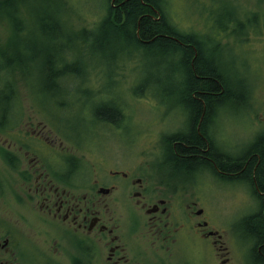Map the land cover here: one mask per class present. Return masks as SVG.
Listing matches in <instances>:
<instances>
[{
	"label": "rangeland",
	"instance_id": "obj_1",
	"mask_svg": "<svg viewBox=\"0 0 264 264\" xmlns=\"http://www.w3.org/2000/svg\"><path fill=\"white\" fill-rule=\"evenodd\" d=\"M166 1L169 20L204 41L230 82L233 96L218 106V125L227 145L244 151L264 132V0ZM105 13V0L1 1L0 105L14 97L18 106L39 109L69 144L86 146L80 155L89 165L103 160L126 168L150 161L163 132L184 129L188 104L179 56L133 47L127 54L113 35L95 28ZM115 103L126 119L106 132L98 112L115 110ZM196 178L226 256L259 264L248 251L251 242L243 244L249 240L243 218L257 209L249 187Z\"/></svg>",
	"mask_w": 264,
	"mask_h": 264
},
{
	"label": "flooded vegetation",
	"instance_id": "obj_2",
	"mask_svg": "<svg viewBox=\"0 0 264 264\" xmlns=\"http://www.w3.org/2000/svg\"><path fill=\"white\" fill-rule=\"evenodd\" d=\"M10 99L0 105V264H236L205 217L196 177L244 179L215 164L174 169L170 153L190 132L188 112L184 129L160 135L150 161L120 168L89 165L85 145L69 144L39 109ZM115 104L117 121L97 118L106 132L126 119ZM218 110L207 137L220 158L236 161L243 149L225 142ZM244 243L253 258L254 241Z\"/></svg>",
	"mask_w": 264,
	"mask_h": 264
},
{
	"label": "trees",
	"instance_id": "obj_3",
	"mask_svg": "<svg viewBox=\"0 0 264 264\" xmlns=\"http://www.w3.org/2000/svg\"><path fill=\"white\" fill-rule=\"evenodd\" d=\"M1 1L12 3L15 0ZM105 2L106 13L95 28L113 35L116 43L126 47L122 50H126L127 54L133 47L137 50L157 49L179 56L184 75L181 98L188 104L190 132L175 144L177 156L170 153L172 165L174 169L191 170L200 164L211 167L215 164L229 179L241 176L254 186V196L261 208L257 213L244 217L243 223L248 227L250 237L247 235V238L255 243L253 259L264 264V132L254 138L238 160L220 158L212 149L206 130L213 113L220 110L218 106L233 96V89L208 56L204 41L195 33L181 31L169 20L166 0H114L113 7L111 0ZM229 20L238 24L237 17ZM60 23L63 27V22ZM115 110H100L98 115L115 122L118 119Z\"/></svg>",
	"mask_w": 264,
	"mask_h": 264
},
{
	"label": "bare ground",
	"instance_id": "obj_4",
	"mask_svg": "<svg viewBox=\"0 0 264 264\" xmlns=\"http://www.w3.org/2000/svg\"><path fill=\"white\" fill-rule=\"evenodd\" d=\"M116 112L118 113V111H116ZM119 117H120V114L118 113L117 114V118L119 119ZM243 179L244 180L241 179L242 182H239V183L247 185L249 187V190H250L251 195L254 196L255 195L254 192H253L254 186H252L249 182H247L248 181L247 179H245V178H243ZM260 208H261L260 202H259V200H257V209L255 210V212H253V214L257 213ZM253 214H251V215H253Z\"/></svg>",
	"mask_w": 264,
	"mask_h": 264
}]
</instances>
